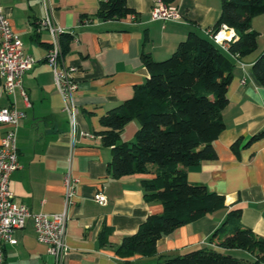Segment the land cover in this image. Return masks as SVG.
<instances>
[{
    "label": "crops",
    "instance_id": "obj_1",
    "mask_svg": "<svg viewBox=\"0 0 264 264\" xmlns=\"http://www.w3.org/2000/svg\"><path fill=\"white\" fill-rule=\"evenodd\" d=\"M48 1L50 12L42 0H0L25 53L36 60L24 76L30 105L19 90L14 96L7 94L0 77V108L14 104L26 113L17 130L20 167L10 179L15 200L34 213L67 212L69 251L63 264H160L166 257L207 244L228 208L177 227L159 240L152 256L135 254L126 260L118 256L116 248L123 238L135 233L149 214L161 213L163 205L144 197L142 181L154 174L113 177L109 173L112 150L103 144L100 133L105 129L102 116L132 98L136 86L144 83L148 71L143 54L162 60L191 31L210 37L208 31L220 17L222 0L166 2L181 13L178 21L151 19V8L159 0H127L136 11V20L130 16L98 18L99 0ZM48 13L62 32L74 35L67 54L62 55L60 47L58 63L59 69L76 68L74 130L54 68L46 60L53 46L52 34L43 24ZM82 17H86L83 22ZM252 25L259 32L257 49L240 59L230 55L234 66L223 110L225 128L213 141L217 157L189 166L187 179L223 194L227 205L241 207L242 224L264 236V138L251 146L241 144L238 154L232 148L240 137L246 140L264 128V86L252 70L264 50V12L253 17ZM139 126L137 120L128 122L121 140L132 141ZM6 130L0 124V142ZM67 176L74 188L68 204ZM98 191L107 196V204L95 201ZM105 229L108 244L101 245ZM14 237L16 244L4 246L5 264L54 263L46 245L37 239L32 219L16 229Z\"/></svg>",
    "mask_w": 264,
    "mask_h": 264
},
{
    "label": "trees",
    "instance_id": "obj_2",
    "mask_svg": "<svg viewBox=\"0 0 264 264\" xmlns=\"http://www.w3.org/2000/svg\"><path fill=\"white\" fill-rule=\"evenodd\" d=\"M263 12L264 0H222L220 17L211 31L227 25L237 32L227 52L210 37L191 31L165 59L143 54L148 71L144 83L136 86L132 98L102 116V141L112 150L109 173L113 177L154 174L142 181L144 197L163 205L161 213L149 214L135 233L123 238L116 248L120 258L152 256L159 240L177 227L228 208L207 244L166 257L160 264H264V236L242 224V208L227 205L223 194L187 179L189 166L217 157L213 141L225 128L223 110L234 66L230 55L240 59L257 49L259 32L252 19ZM132 13L136 11L127 0H99L97 16L102 20ZM73 38L70 32L60 33L62 55L70 51ZM252 70L264 86V50ZM131 120L140 126L132 141H123L121 132ZM263 138L264 128L246 140L240 137L232 148L238 154L241 144L251 146ZM99 242L108 244L106 229Z\"/></svg>",
    "mask_w": 264,
    "mask_h": 264
},
{
    "label": "built area",
    "instance_id": "obj_3",
    "mask_svg": "<svg viewBox=\"0 0 264 264\" xmlns=\"http://www.w3.org/2000/svg\"><path fill=\"white\" fill-rule=\"evenodd\" d=\"M49 11V1L42 0ZM130 17L137 19V14L132 13ZM152 20H174L182 19V15L175 6L164 1H156L151 8ZM43 24L50 30L53 37V46L49 50L46 60L54 68L56 85L65 99V111L69 116L72 130L75 128V116L78 108L73 100V95L78 88V80L75 78V67L58 68L60 57L59 34L62 29L57 26L48 13ZM210 38L224 51H228L230 43L238 38L237 32L222 25L218 30L208 31ZM36 60L33 56L25 53L20 37L14 32L10 19L3 6L0 5V77L7 94L14 96L19 90L25 102L30 105L27 90L24 87V76L34 66ZM26 113L16 106L10 105L0 108V124H5L7 130L0 142V264H5L4 246L6 243L16 244L14 231L23 228L28 220L34 222L37 239L44 243L47 252L54 257V263L63 264L69 246L66 242V225L68 214L66 211L59 213H34L23 203L15 200V194L10 187L12 174L20 167L17 130ZM66 200L67 204L74 195V188L70 176L66 177ZM96 202L105 205L107 196L98 191L94 195Z\"/></svg>",
    "mask_w": 264,
    "mask_h": 264
},
{
    "label": "rangeland",
    "instance_id": "obj_4",
    "mask_svg": "<svg viewBox=\"0 0 264 264\" xmlns=\"http://www.w3.org/2000/svg\"><path fill=\"white\" fill-rule=\"evenodd\" d=\"M236 255H241V253H236Z\"/></svg>",
    "mask_w": 264,
    "mask_h": 264
}]
</instances>
